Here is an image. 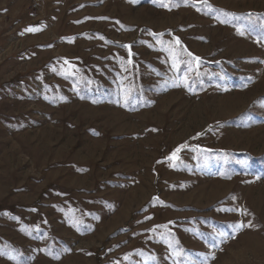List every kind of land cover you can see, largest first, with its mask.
I'll use <instances>...</instances> for the list:
<instances>
[{"label":"rangeland","instance_id":"374dc122","mask_svg":"<svg viewBox=\"0 0 264 264\" xmlns=\"http://www.w3.org/2000/svg\"><path fill=\"white\" fill-rule=\"evenodd\" d=\"M0 264H264V0H0Z\"/></svg>","mask_w":264,"mask_h":264},{"label":"snow or ice","instance_id":"6c2138e0","mask_svg":"<svg viewBox=\"0 0 264 264\" xmlns=\"http://www.w3.org/2000/svg\"><path fill=\"white\" fill-rule=\"evenodd\" d=\"M198 2H201V3H204L205 5H207V0H198ZM163 6H164V7H168L167 4H165V5H163ZM34 30H36V29H32V28L26 29V31H34ZM241 34H243V33H241ZM176 43L179 44V40H178V39L176 40ZM189 55H191V53H189ZM193 59H194L195 61H197V62L200 60L199 57H193ZM66 63H67V62H66ZM197 75H199V72H197ZM185 147H187L186 144H183V145H179V146H177V148L174 149L173 152L170 154V156L168 157V159H172V160H174V161H179L180 157H179L178 154H179V153L181 152V150H182L183 148H185ZM245 211H246V210H245ZM245 226H248V227L252 226V225H251V222H249L248 225H244V224L237 223V224L233 225L232 228L234 229V231H239L240 228L245 227ZM226 235H227V234H226V233H223V232H219V233H218V236L221 237V238H224ZM213 246H215V245H213Z\"/></svg>","mask_w":264,"mask_h":264}]
</instances>
